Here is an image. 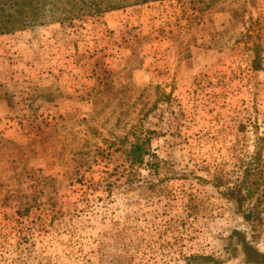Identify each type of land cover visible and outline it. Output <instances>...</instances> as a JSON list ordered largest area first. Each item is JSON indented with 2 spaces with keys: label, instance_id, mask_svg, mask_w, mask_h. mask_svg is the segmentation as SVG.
Returning <instances> with one entry per match:
<instances>
[{
  "label": "rangeland",
  "instance_id": "obj_1",
  "mask_svg": "<svg viewBox=\"0 0 264 264\" xmlns=\"http://www.w3.org/2000/svg\"><path fill=\"white\" fill-rule=\"evenodd\" d=\"M244 241L264 253V0L0 35V264H249Z\"/></svg>",
  "mask_w": 264,
  "mask_h": 264
},
{
  "label": "trees",
  "instance_id": "obj_2",
  "mask_svg": "<svg viewBox=\"0 0 264 264\" xmlns=\"http://www.w3.org/2000/svg\"><path fill=\"white\" fill-rule=\"evenodd\" d=\"M149 1L156 0H0V35L33 25L72 20L84 13L101 14ZM259 60L256 54L253 60L255 68L260 67ZM144 153V146L135 143L131 146L129 156L133 162L141 163ZM252 175L249 167H246L242 181L229 191L238 208L244 200L251 199L258 192L259 183L257 179L251 178ZM242 214L249 221L257 217L253 207ZM242 250L249 264H264V253L259 252L250 243L244 241Z\"/></svg>",
  "mask_w": 264,
  "mask_h": 264
}]
</instances>
